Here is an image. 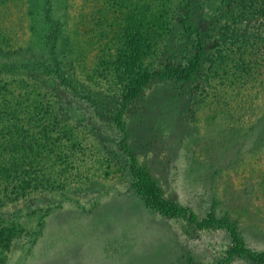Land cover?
Instances as JSON below:
<instances>
[{
  "label": "rangeland",
  "instance_id": "rangeland-1",
  "mask_svg": "<svg viewBox=\"0 0 264 264\" xmlns=\"http://www.w3.org/2000/svg\"><path fill=\"white\" fill-rule=\"evenodd\" d=\"M258 2L191 0L200 73L149 82L121 109L144 75L192 58L178 0H0V112L22 120L11 148L34 170L15 172L0 143V264H251L228 254L224 230L145 207L120 138L165 199L233 223L247 249L264 251Z\"/></svg>",
  "mask_w": 264,
  "mask_h": 264
},
{
  "label": "trees",
  "instance_id": "trees-1",
  "mask_svg": "<svg viewBox=\"0 0 264 264\" xmlns=\"http://www.w3.org/2000/svg\"><path fill=\"white\" fill-rule=\"evenodd\" d=\"M248 1L252 3L258 2H254V0H246V2ZM261 4V2H258V5L256 3L257 6L251 7L253 9H251V11L253 12V14H256L255 12H257V14H260L262 12L261 17H263L264 8H262V6L264 4L260 6ZM245 8L248 10L246 6ZM175 12L178 16L177 23L181 31L184 34L192 36L194 39V53L192 58L190 59V61H188L186 66L179 67L166 65L161 71H153L149 74L147 73L146 75H144L142 80H140V82H138L135 87L131 89V91L126 92V94L123 95L121 109L124 108L126 103L137 98L143 86H145L149 82L164 80L189 82L193 80L194 76L200 73L205 46L203 44L199 29L190 24L192 16L191 0H178V7L176 8ZM35 113L30 115L28 122H26L27 126H32L39 121V118L36 117V115L41 112L37 111V113ZM7 117H9V122L11 121L9 126L4 125L5 118ZM111 122L119 133L122 134L124 132L125 128L120 111L115 113V115L111 118ZM21 123L22 120H20L17 115H10L4 112H0V143H2V141L3 143H7V148H5V153L7 154L8 158L7 161H10L9 165L14 167L15 172H17V170H20L21 173L24 171L30 173L34 170H32V166L30 164L31 162H25V158L23 155L24 151H21L20 153V148L18 146H14L11 148V141H16L17 138L20 139L21 133H26L25 128L19 129ZM30 141L32 143V140ZM30 141L28 140L26 148L32 152V148H30L29 146ZM117 146L127 160V171L132 179V191L138 198H140L145 207L166 218L186 219V221H188L196 229H205L211 227L222 229L226 232L232 244V247L228 251L229 255L244 256L251 264H264V251L257 253L247 249L238 234L236 226L233 223L228 222L225 219H217L211 215H207L203 219H197L195 214L191 210L180 206L172 200L165 199L162 195L160 187L152 178L151 174L144 167H141L137 164L135 154L126 146L123 138H120ZM0 147L2 146L0 145ZM9 149H11L12 151H9ZM21 150L23 149L21 148ZM47 152H50V150ZM0 171L2 172V169ZM16 179H18V177Z\"/></svg>",
  "mask_w": 264,
  "mask_h": 264
}]
</instances>
